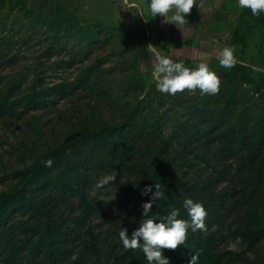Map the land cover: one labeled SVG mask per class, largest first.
I'll return each mask as SVG.
<instances>
[{"label": "rangeland", "instance_id": "obj_1", "mask_svg": "<svg viewBox=\"0 0 264 264\" xmlns=\"http://www.w3.org/2000/svg\"><path fill=\"white\" fill-rule=\"evenodd\" d=\"M141 4L139 0H0V205L7 201L19 204L17 209L1 211L0 225L3 221L16 231L25 225H43L44 218H30L33 208L27 211L22 207L23 203L33 202L35 209L52 211L58 221L64 218L70 227L79 221V230L72 236L76 240L79 235V244L84 239L88 243L100 237V256L120 243V231L128 229L132 221L129 204L141 199L143 205L150 199L151 194L142 193L156 160L151 154L137 156L134 163L138 168L132 172L129 166H121L119 158L113 162L114 145L112 141L107 145L113 137L111 133L94 135L118 125L133 100L143 101L145 93L149 98L140 109L146 118L155 120L158 111L163 113V138H157L154 146L169 151L166 159L171 162L169 166L178 183L174 186L168 182L173 193H177L178 186L183 190L185 182L202 185L209 197L236 191V205L226 203L235 210L211 237L213 253L225 254L221 264H264V239L250 245L237 229L242 213L260 202L257 199L264 198L263 169L258 164L249 166L245 154L240 158V145H235L237 148L230 154L220 144L211 151L205 142L193 147L191 154L186 152L175 137L172 124H168L169 118L173 111L178 117H189L191 99H201L200 91L185 89L190 94L178 92L174 96L160 93L153 75L158 54L190 69L204 63L216 73L223 49L234 46L237 64L252 68L253 81L259 80L264 76V13L253 16L250 9L239 8L224 36L225 46L208 41L202 49L205 59L184 61L180 55L165 54L167 36L165 40V34L155 25L146 27ZM232 12L230 9L229 17ZM97 44L93 51L88 50ZM127 46L129 51L123 53ZM248 84L243 83L244 87ZM249 94H253L255 111L261 104L259 91L250 89ZM215 95H204L209 101L215 99L206 107L214 113L224 103ZM133 132L136 141L144 145L149 132L146 137L139 125ZM125 141L131 142L129 136ZM53 151L60 153L50 158L51 166L47 162L41 167L35 183L18 197L31 173ZM108 176L113 177L109 183L96 186ZM157 177L153 175L154 180ZM155 183L151 184L153 191ZM62 184L67 188L60 198L57 191ZM78 192L79 199L67 197ZM83 203L90 205L87 214ZM7 233L0 236V258L6 254ZM232 252L241 256L230 262L228 253ZM36 258L44 256L37 254Z\"/></svg>", "mask_w": 264, "mask_h": 264}, {"label": "trees", "instance_id": "obj_2", "mask_svg": "<svg viewBox=\"0 0 264 264\" xmlns=\"http://www.w3.org/2000/svg\"><path fill=\"white\" fill-rule=\"evenodd\" d=\"M51 35L52 33L47 34V36ZM98 45L99 44L94 47L92 46L93 48L88 47V50H94ZM82 46L81 48H83ZM129 48L130 46H127L123 53L128 52ZM218 65L220 66L219 60ZM222 69L223 67L220 66L218 72L216 71L220 79V85L219 91L215 96L216 99L221 98L223 100V108L216 113L212 112L210 108L207 110L206 107L215 101V99L212 98V101H209L207 97L199 93L201 99H191L192 111L189 117H178L175 115L176 111H173V115L169 118L168 124H172L171 127L173 128L175 137L181 140L184 149L186 152H189V154H191V149L193 147L200 146L204 142V146L210 147L211 151L217 144H220L221 148L228 154L231 153L233 148H237L235 145H240L243 147L240 158L241 155L245 154V156L249 158V166L258 164L259 168L264 171V76L260 77L259 80L253 81L252 78H254L255 72L252 68L237 63L232 71L225 68L224 70ZM243 83H249V87H244ZM262 87L263 89H261ZM250 89L254 91L258 90L260 95L259 99L261 104L255 111H252L254 105L252 104L253 101H251L253 100V94H249ZM186 90L180 92L179 95L190 94ZM143 96V101L139 98L133 100L134 103L132 102L130 108L125 110L123 113V120H121L118 125L108 130L101 129L94 137L106 135L105 132L111 133L113 137L107 141V145L111 141L114 145L112 148L113 162L119 158L121 166L124 168L129 166L132 168V172L134 170L133 168H138L134 163V158L137 156H145V154L154 156L152 159L156 160V165L153 174L150 175L148 185H151L154 181L161 184V191L165 193V198L157 201V203L153 205L152 212L148 218L158 216L160 220H164L172 209H178L180 212L178 218L189 220L187 211L183 208L184 199L191 198L194 202L203 205L206 211L204 229L196 232H192L191 229H189L184 245L179 246L175 250L163 249L164 255L170 260V264H188L191 257L197 254L198 264H221L225 254L221 251L213 253L214 251L211 248V237L219 232V229L226 223L225 220L229 218L230 214L235 210V208L233 209V207L228 204L226 205V203L234 202L236 205V191H233L230 195H220L218 198L213 196L209 197L206 189H204L202 185H187L185 182L183 190L178 186L177 189L175 188L177 193H173L174 188L171 187L168 182H173L174 186L178 183L176 182L173 170L170 169L169 165L171 162L166 159V154L169 151L166 153V149L163 147L161 150V148L159 149V147L154 146V141H156L157 138H163L160 135V117L163 116V113L158 111L155 120L153 118L147 119L146 115L143 114V110L140 109V106L142 103L148 101L149 96L145 93ZM247 96L249 97L245 99ZM240 106L241 108L237 109V107ZM151 110L153 111L154 108ZM138 120H141L140 124ZM138 125L140 129L145 131L146 137V132H149V137L144 145L141 144L139 140L136 141L134 137L133 130L138 128ZM126 136H129L131 142L125 141ZM164 144V147L168 146V143L165 141ZM129 151L130 153H128ZM57 152L58 151H53L45 159L42 166L31 173L29 179H27L26 183L18 192V197H22L29 189L30 185L35 183L33 180L38 176L40 168L43 167L50 158L60 153V151ZM127 154L131 156V159H128ZM186 157L187 156L184 155L183 159H186ZM186 165L187 163H185L184 166L186 167ZM67 174L70 176L71 172ZM155 174L158 177L154 180L153 175ZM36 182L41 183L40 181ZM66 188V184L59 186L57 193L60 198H62L63 195H61V193ZM79 192L75 195L70 194L67 197H78ZM263 199L264 198H259L257 201L260 202L250 205L246 211L242 213V217L238 222L240 223L237 228L239 234H241L243 240H246L250 245H254L264 239ZM140 200L141 199L134 200L132 206L129 204L128 207L130 217L132 218L127 229L130 236L133 231L139 228L141 220L144 219ZM258 204H261V206L256 207ZM18 205V202L10 203V201L2 203L0 205V215L2 210L5 209L9 211V209H17ZM22 207L23 209H27V211L33 208L30 218L36 220L44 218V224L39 226L34 225L33 227L31 225H25L22 229L16 231L11 230L9 225H4L2 221L0 225V236L4 233H9H7L6 237V254L0 258L1 264H148L140 248L134 250L125 249L122 242L116 243L106 255L100 256L97 253L99 244L102 241L100 237L97 236L94 241L91 240L88 243H86L84 239L82 244H79V235L76 236V240H73L72 236L79 230V221L77 226L70 227L67 225L69 224L68 221L64 218L61 217L62 219L58 221V219L54 217L55 215L52 211L35 209L33 207V202L23 203ZM83 208L84 214H87L90 209L89 203H83ZM230 210L232 211L229 212ZM27 211L24 213H28ZM7 214L8 213H6V215ZM90 239L91 238L88 240ZM37 254H42L44 258H36ZM228 254L230 255V262L235 260L236 257L241 256L235 252ZM87 255L92 257L87 258ZM26 257L27 261H24Z\"/></svg>", "mask_w": 264, "mask_h": 264}, {"label": "clouds", "instance_id": "obj_3", "mask_svg": "<svg viewBox=\"0 0 264 264\" xmlns=\"http://www.w3.org/2000/svg\"><path fill=\"white\" fill-rule=\"evenodd\" d=\"M194 5H197L195 0H150L148 10L152 17H163V23L175 25L180 29L179 26L188 23L186 16ZM238 7L250 9L253 16H259L264 13V0H238ZM169 12L172 14L168 15ZM234 52V46L223 49L219 58L221 67L231 69L235 66L237 61ZM156 60L153 75L156 80V90L160 93L174 96L185 89H199L201 95H215L219 91V77L204 63L199 64L195 69H190L181 62H173L166 55L158 54ZM51 164L52 161H48V166ZM112 179L111 176L105 177L96 186L102 187ZM154 187L155 191L153 185H148L143 190V195H151L149 201L142 205L144 219L141 220L139 228L133 231L131 236L125 228L120 231L119 238L125 249L140 248L148 264H170L163 249L175 250L184 245L189 229L192 232L203 230L206 211L202 204L194 202L191 198H185L183 208L187 211L189 220L179 219L178 209H172L164 220H160L158 216L148 218L153 205L165 198L161 184L155 183ZM188 264H198V254L193 255Z\"/></svg>", "mask_w": 264, "mask_h": 264}, {"label": "crops", "instance_id": "obj_4", "mask_svg": "<svg viewBox=\"0 0 264 264\" xmlns=\"http://www.w3.org/2000/svg\"><path fill=\"white\" fill-rule=\"evenodd\" d=\"M139 1L142 3V20L146 27L154 28L155 25V28H161L165 40L167 36V42L163 43L165 54L180 55L184 61L205 59L206 55L202 53V49L203 44L208 41H213L210 42L212 44L215 42L224 45L227 39L224 36L236 12H239L238 0H195L197 5H194L186 16L188 23L179 26V29L175 25L163 23V17L151 16V18L148 10L150 0ZM230 9L233 14L229 17ZM171 14L169 12L168 15Z\"/></svg>", "mask_w": 264, "mask_h": 264}]
</instances>
